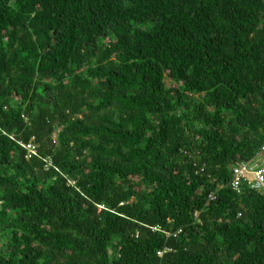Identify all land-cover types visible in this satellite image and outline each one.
Here are the masks:
<instances>
[{
  "label": "trees",
  "instance_id": "trees-1",
  "mask_svg": "<svg viewBox=\"0 0 264 264\" xmlns=\"http://www.w3.org/2000/svg\"><path fill=\"white\" fill-rule=\"evenodd\" d=\"M263 148L264 0H0V264H264Z\"/></svg>",
  "mask_w": 264,
  "mask_h": 264
},
{
  "label": "built area",
  "instance_id": "built-area-1",
  "mask_svg": "<svg viewBox=\"0 0 264 264\" xmlns=\"http://www.w3.org/2000/svg\"><path fill=\"white\" fill-rule=\"evenodd\" d=\"M26 147L31 153L35 152V145L28 144ZM262 154H264V148ZM253 162H242L233 167L231 187L236 192L241 193L243 187H249L252 190H257L264 194V166L256 169L251 167Z\"/></svg>",
  "mask_w": 264,
  "mask_h": 264
},
{
  "label": "rangeland",
  "instance_id": "rangeland-1",
  "mask_svg": "<svg viewBox=\"0 0 264 264\" xmlns=\"http://www.w3.org/2000/svg\"><path fill=\"white\" fill-rule=\"evenodd\" d=\"M264 166V155L259 156L254 162L251 164V167L259 169Z\"/></svg>",
  "mask_w": 264,
  "mask_h": 264
}]
</instances>
